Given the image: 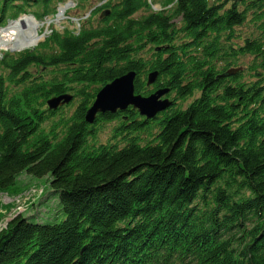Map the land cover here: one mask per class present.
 <instances>
[{
  "label": "trees",
  "instance_id": "16d2710c",
  "mask_svg": "<svg viewBox=\"0 0 264 264\" xmlns=\"http://www.w3.org/2000/svg\"><path fill=\"white\" fill-rule=\"evenodd\" d=\"M62 3L0 0V24L54 18ZM91 11L0 57V194H19L24 172L50 175L66 215L13 219L0 264H264V0H105ZM131 71L137 94L168 89L172 105L87 123L98 92ZM63 95L73 100L51 109Z\"/></svg>",
  "mask_w": 264,
  "mask_h": 264
},
{
  "label": "rangeland",
  "instance_id": "374dc122",
  "mask_svg": "<svg viewBox=\"0 0 264 264\" xmlns=\"http://www.w3.org/2000/svg\"><path fill=\"white\" fill-rule=\"evenodd\" d=\"M72 1L73 6L70 7L63 18L60 21H56L55 18H46L47 20L43 21L44 26L39 30L40 32V41L46 38L50 33L53 27H57L58 29H75L76 21H71L70 19H80L88 14L90 11L96 6H100L104 1L102 0H86L83 5L81 0H65V3L59 4L58 7L68 4ZM233 2V0H230ZM245 1V0H244ZM78 6L75 8V6ZM82 5V6H81ZM160 6L158 7V9ZM40 13H43V8H38ZM57 14V13H56ZM138 14L137 16H139ZM11 17V14L9 15ZM5 16L4 20L0 24V26H6L11 21H7ZM26 16L22 15L21 17ZM27 17H31L28 16ZM53 17H56L54 15ZM67 17V18H66ZM98 18V17H97ZM38 21V20H37ZM40 22V21H39ZM60 22V23H59ZM241 30L244 33H249L254 30L253 26H249L246 23ZM1 29H0V40H1ZM243 35V34H242ZM245 36V35H243ZM38 42V44H39ZM37 44V46H38ZM36 46V47H37ZM28 49L11 51L10 48H2L0 46V57L6 52H11L13 54L20 53L26 51ZM29 50H32L30 48ZM245 63H249L251 58L247 57L243 60ZM113 123H110L105 126L103 131L100 133V141L107 142L111 136V131L113 128ZM51 176H45L42 178H37L34 176H30L28 173L24 172L23 175H20L18 186H19V194L11 195V194H0V232L7 228L8 224L18 216H24L25 218H31L36 223L43 224H56L61 223L66 215L61 210V205L59 201L58 194H54L53 189L49 183Z\"/></svg>",
  "mask_w": 264,
  "mask_h": 264
},
{
  "label": "water",
  "instance_id": "95a60500",
  "mask_svg": "<svg viewBox=\"0 0 264 264\" xmlns=\"http://www.w3.org/2000/svg\"><path fill=\"white\" fill-rule=\"evenodd\" d=\"M244 1V0H237ZM73 6L72 2H69L65 6L59 7L58 13L56 15V21H60L63 16L61 14L65 13L70 7ZM61 10L63 11L61 13ZM25 17L19 18L14 22H22ZM8 24L2 30H6L10 27ZM32 47L34 49L37 46ZM16 51V50H11ZM159 76V72H152L148 76L147 84L151 86L156 83ZM136 79L137 72L131 71L112 82L105 85L97 94L96 99L90 109L86 114V122L93 124L99 115L105 114H116L118 112H125L130 107L137 109L141 116L147 119H153L157 117L160 113L166 111L172 102L165 98L168 94V89H159L149 96H143L136 93ZM73 100L72 96H59L49 100L48 105L51 109H58L70 103Z\"/></svg>",
  "mask_w": 264,
  "mask_h": 264
},
{
  "label": "bare ground",
  "instance_id": "6f19581e",
  "mask_svg": "<svg viewBox=\"0 0 264 264\" xmlns=\"http://www.w3.org/2000/svg\"><path fill=\"white\" fill-rule=\"evenodd\" d=\"M63 11L61 10V13ZM65 13L61 14L63 16ZM44 26L43 23L26 17L22 22L11 23L6 30H1L0 46L10 48V50H24L32 48L39 42V30Z\"/></svg>",
  "mask_w": 264,
  "mask_h": 264
}]
</instances>
